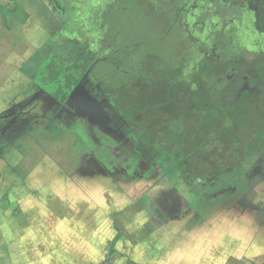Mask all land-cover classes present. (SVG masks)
Returning <instances> with one entry per match:
<instances>
[{"label":"rangeland","instance_id":"374dc122","mask_svg":"<svg viewBox=\"0 0 264 264\" xmlns=\"http://www.w3.org/2000/svg\"><path fill=\"white\" fill-rule=\"evenodd\" d=\"M77 1L80 19L70 27H81L82 31L79 33L69 27L66 31L90 40L97 46L95 52L102 60L94 63L65 106H71L76 98L78 101L88 98L99 112L85 117L87 119L76 120L77 114L59 110L58 107L64 106L53 98V114L41 113L63 119L66 130L71 131V138L78 144L77 151L82 150L81 156L73 160L77 166L90 159L92 150L99 156L108 155L102 146L97 151L86 140L84 128H91L90 121L100 118L103 126L109 123L105 126L107 132L120 136L109 143L115 158L108 166L127 162L128 156L131 161L130 155H134L140 160L139 172L133 169V161L117 167L112 174L115 181L108 184L112 189L95 188V181H84L86 177L76 175L81 180L78 186L68 183L71 185L67 193L56 194L44 206L41 198L36 197L37 203L26 207L29 201L16 195L14 204L19 202L24 212L32 209L34 217L30 221H12L13 199L8 182L14 178L11 172L1 171L0 264H74L75 260H81L80 264H102L109 258L105 239L111 237L112 232L114 238H119L110 242L109 250L112 247L117 253L110 258L112 264H264V83L261 81L264 80V14L260 19L254 14H246L239 28L227 26L226 32L195 27L189 19L191 28L187 31L181 25L183 14H180L179 23L171 21L181 5L191 4L188 0H82L87 1L86 5ZM261 1L256 0L255 5ZM83 9L90 10L91 31L87 29L90 24H86L88 12L82 17ZM197 15L194 13L193 21ZM209 31L210 36L215 34L214 38L209 39ZM60 44V48H55L67 55L75 45L66 38ZM47 49L51 50V47ZM204 52L209 56H204ZM33 57L26 68L31 75L47 58ZM223 60L225 67L220 62ZM232 70L248 76L251 88L262 85L260 91L251 92L257 102L244 94L239 96V88L234 83L228 87L224 83L215 85L218 78ZM232 87L236 91H227ZM90 101H86L87 106ZM46 103L49 100H43V104ZM125 108L138 112L125 116ZM201 109L205 116L197 117L200 114L197 111ZM231 112L236 115L237 149L227 152L228 145L223 142L220 149L217 146L218 149L213 150L214 141L209 145L202 137L203 148L195 150L201 134L195 125H202L211 132L235 128L234 120L228 116ZM34 113L38 112L32 113L33 118H37ZM121 118L122 124L118 125ZM111 119L114 120L112 124ZM25 137L23 134L22 138ZM23 142L28 146L27 141ZM249 142L252 144L251 155L245 152L249 150ZM137 144L139 148L135 149ZM166 153L171 159L164 168L169 169L177 155L185 153L190 165L199 166V171L198 168L189 170L192 178L216 180L218 185L208 194H198L186 182L181 183L179 191L187 199L188 206L175 209L171 213L175 217L169 222L158 215L154 196L158 191H170L171 195L177 186L157 165L154 167L156 173L148 174L150 164L143 162L141 157L149 154L157 160ZM242 153L245 159L249 156L253 162L241 161ZM232 157L235 160L230 162ZM30 160L34 162L30 163ZM42 160L43 157L37 154L22 158L18 163L22 167H17L22 168L20 175L28 172L23 168H33ZM53 170L51 173H57L58 168ZM51 173L46 168L34 179L39 175L43 180L51 181ZM67 175L71 178L68 179L76 180L74 171ZM123 187L124 196H120L118 192ZM31 191L35 193V190ZM119 201H122L121 206ZM57 203L65 208L60 214L53 209ZM126 205L127 209H122ZM75 243L92 245L94 251L73 253Z\"/></svg>","mask_w":264,"mask_h":264},{"label":"crops","instance_id":"0c3cea01","mask_svg":"<svg viewBox=\"0 0 264 264\" xmlns=\"http://www.w3.org/2000/svg\"><path fill=\"white\" fill-rule=\"evenodd\" d=\"M29 1L31 0H0V172L9 171L11 172V177L13 176L14 178L8 182L10 185V198L13 199V211L10 212V219L12 221H30L33 220L34 217L32 209L29 208L27 212H24L19 202L16 205L14 204L16 195L29 201L28 205L27 203L25 204L26 207L30 204L37 203L38 200L36 197L41 198L42 206H44L48 204L50 198L55 197L56 194L59 196L63 193H67L71 185L68 183L73 182L74 186H78V182L81 180H78L76 175H78L79 178L83 176L86 177L84 181H95L93 182L95 184L97 183L95 188L104 186V188L109 189L111 187H109L110 185L108 184H112L115 181V179L112 178V174L114 173L113 170H116L117 167H123L120 164L116 167H109L108 163L110 162H107L103 156H99L94 150L89 152L91 153L90 159L85 160L77 166L73 160L81 156L82 150L79 148L80 153L79 150L77 151L78 144L71 138V131L66 130V124L63 119L59 116L54 118L52 115H42L41 111L44 113L47 111V114L50 112L53 114L52 110L55 108V101L53 97L48 95L34 83V75L28 74L26 68L29 66L28 62L31 61L33 56H48L49 49H44V46L46 43L50 42L49 37L54 22L48 21L50 20L52 12L45 0H32L31 3H29ZM45 18L49 19L46 20ZM33 60L34 57L32 58V61ZM43 100H49V103L44 105ZM87 101L90 100L87 98ZM90 102L89 106H87V102H85L81 107H78V99L76 98L71 106L66 107L65 105L68 104V102H66L63 104L64 107L60 106L58 108L63 112L65 110L74 112V116L77 114L76 120L80 117L89 118L93 113L96 114L99 112H96L95 103ZM72 105H74V107ZM33 112H38L34 113L37 118H33ZM20 119L23 121L22 123H18ZM113 119H111L110 124L114 123ZM122 119L123 118L120 119L118 125L122 124ZM91 120L94 121L93 118ZM99 120L100 118L94 122L90 121L91 124L89 125L91 128H89V126L84 128L87 134L86 140L91 142V147L97 151L98 148L102 146L108 153L106 156H109L113 160L115 156L109 149L113 146L109 143H113L112 140L119 139L120 136L110 131L107 132V127L105 126H108L109 123L107 122L108 124L103 126L100 124ZM18 126L21 128L18 129ZM94 130L97 132H93ZM23 134H26L25 138H22ZM24 140L27 141L28 146L24 145ZM86 140H84V144ZM103 141H105L106 144L102 145ZM138 148L139 146L137 145L135 149ZM35 154L41 155L43 160L37 161V165L33 168L31 166L26 167L27 169L23 168L29 173H25L24 176L20 175L22 174L20 172L22 168L17 169V167L22 166L18 163H21L22 158H32ZM98 158H100V161ZM126 158H129V156ZM29 162L33 163L34 161L30 160ZM127 164H129V162ZM54 167L58 168L57 173H51L55 171L53 170ZM46 168L49 169L51 173L50 179L53 182L51 183L50 180L45 181L39 175L35 180L34 176L44 173V169ZM70 171H74V178H76V180H70L71 178L67 175ZM181 183L182 182H179L177 185L178 194H181L179 191V185ZM74 189H76V187H74ZM31 190H35V193ZM124 192L123 187L122 191L119 190L118 193L120 196H124ZM161 192L163 191H158L157 194ZM77 197L78 201L81 202V197H79V195ZM182 197L186 199L183 195ZM121 204L122 201L121 203L119 201L118 205L121 206ZM127 207L128 205L124 206L122 209L126 210ZM53 209L57 210V214H60V210L62 209L65 211V208H62L60 205L58 206V203L55 204ZM18 211L20 214L17 213ZM158 215L162 218H167L160 214ZM172 217L175 216L171 215L170 218L166 219L168 220L167 222H169V220L171 221ZM112 235L105 239V244L107 242L105 249H107L108 254L111 245L110 242L114 239ZM82 246L80 243L73 244V253L94 251L92 245L89 247H87V245ZM1 249L2 246L0 245V252ZM186 260L187 258L185 261ZM76 263L80 264L81 260L78 262L75 260L74 264Z\"/></svg>","mask_w":264,"mask_h":264},{"label":"trees","instance_id":"16d2710c","mask_svg":"<svg viewBox=\"0 0 264 264\" xmlns=\"http://www.w3.org/2000/svg\"><path fill=\"white\" fill-rule=\"evenodd\" d=\"M68 1H71V3H68ZM45 2L49 5V8L51 10V16L50 20L49 18H45L48 21L54 22L53 28H51V35L49 37L48 43L45 44V47L47 48L51 47V50H48V56L45 58L41 63L39 68L37 69V72L33 76V81L35 84L44 90L48 95L52 96L55 100H57L59 103L65 104L66 101L74 95L76 88L79 84V82L82 81L85 75L89 74L92 67L94 66V63L96 61L102 60L98 58L97 53L95 50L97 49V46L91 43V41L87 40L86 38H82L78 33L66 31V27H69V29L77 30V32H81V27L76 28L75 26L70 27L75 20L80 19L79 16V9H77V0H45ZM81 2H83L81 0ZM87 1L83 2L82 5H86ZM70 5L71 7L67 6ZM73 5V6H72ZM87 8L84 6V9ZM81 11L82 17L83 14L88 12V21L86 24H90V10ZM87 20V19H86ZM92 24H90V28H87L91 31ZM82 29H84V26H82ZM70 39L71 43H75V45L72 47V51L70 54H65L63 52H60L59 49L55 46H58L60 48V42L63 41V39ZM85 39V40H84ZM78 99V98H77ZM77 101V100H76ZM87 101V98H81L78 101V107H81L85 102ZM257 102V101H255ZM128 108H125V116L127 113H135L138 111H126ZM203 109L197 111L200 114L197 115V117L205 116ZM196 112V113H197ZM231 115V116H230ZM228 116H230L234 120V127H235V113H230ZM155 117V116H154ZM197 124V122H195ZM156 123L153 125L155 127ZM195 125V124H194ZM199 129L201 134L199 135L198 144L195 147V150H201L204 146L202 143V137L205 140L206 144H209L211 141H214L215 146L213 147V150L218 149L217 146H219V149L223 145L222 143L225 142L228 146H226L227 152H232L234 149H237L236 146L238 144V132L237 127L232 128H224L222 130H215V132L208 131V129H205L202 125L198 126L195 125V128ZM153 127V128H154ZM155 129V128H154ZM180 130V129H178ZM208 133V135L206 134ZM131 135V134H130ZM129 135V136H130ZM135 139V137H134ZM146 142V141H145ZM150 142V141H149ZM138 145V144H137ZM210 145V144H209ZM248 149L245 150V152L249 155L250 154V147H252V144L249 142ZM251 145V146H250ZM139 146V145H138ZM146 147V146H145ZM144 147V148H145ZM224 147V146H223ZM213 152V151H212ZM235 153V152H234ZM237 153V152H236ZM235 155V154H234ZM233 155V156H234ZM245 155V154H244ZM251 155V154H250ZM262 158L264 157V152L262 153ZM167 156V157H166ZM236 156V155H235ZM106 157V158H105ZM109 156H104L105 160L107 162H110L112 160ZM133 160L127 159L128 163L132 164L133 169H135L136 172H139V166H140V160L136 156H130ZM143 162L146 164H150L149 173L150 175H154L156 173V168H154L156 165L164 169L165 176H168L170 180H176L178 185V182L185 180L186 176L190 174L191 168H198L199 166H193L190 165L188 157L184 154L177 155V160L175 161L174 165L170 166L168 168H164L167 160L170 162V157H168L167 153L166 155H162L160 158H157L155 160L151 155L147 154L146 156H142ZM228 157V156H227ZM226 157V158H227ZM246 157V156H245ZM243 157V153L240 154V160L244 161V163L251 158L248 156V158L245 159ZM231 159V158H229ZM245 159V160H244ZM261 159V158H260ZM235 160V159H234ZM233 157L230 162H233ZM264 160V158H263ZM253 162V160L250 161V163ZM120 165H123L124 163H119ZM249 164V163H248ZM250 167V165H249ZM199 171V168H198ZM233 189V188H232ZM211 191V190H210ZM169 193V195H167ZM176 194V195H175ZM155 204L156 209L158 211V214L170 218L171 213L176 209L181 210L184 208L185 205L188 204V202L183 199V197L176 192L171 193L170 191L161 192L159 194H155ZM177 214V213H176ZM175 214V215H176ZM119 238L116 236L114 238V242L117 241ZM117 253L115 250L111 247L108 254V259H106L102 264H112L111 257L116 255Z\"/></svg>","mask_w":264,"mask_h":264},{"label":"flooded vegetation","instance_id":"af4514ba","mask_svg":"<svg viewBox=\"0 0 264 264\" xmlns=\"http://www.w3.org/2000/svg\"><path fill=\"white\" fill-rule=\"evenodd\" d=\"M136 1L138 2V0ZM188 1L191 4L181 5L178 10V13L174 17L173 21H171L173 24L179 23L180 14H183L184 22L180 24L183 25V28L187 29V31L188 28H191L189 27V19H192L190 20V22L192 21L195 27H202V28L211 27L210 29L212 30L223 29L224 32H226L228 30L227 26H231L233 28H239L240 25L243 24L242 19L246 14H254L255 17L256 18L258 17L259 19L262 18L260 16L264 14V0H262L260 4H258V6L255 5L256 0H188ZM189 6L190 8H188ZM237 7H240V9L238 10ZM194 13L198 14L197 15L198 19L194 17L195 21H193ZM255 20L259 21L258 19ZM210 33L211 32L209 31L208 33L209 35H207L209 36V39L212 37L214 38L215 34L210 36ZM216 38H218V36L215 37V39ZM203 55L209 56L208 52H204ZM217 56H224V55L217 54ZM220 62L221 65L223 66L226 65V62L224 60ZM256 77L258 76L256 75ZM261 81L262 83H264V80ZM222 83H224L227 87L232 83H234L235 87L239 88L238 90V92L240 93L239 96H242L244 94L246 95V97L254 101H257V99H253L255 95L251 92H253L254 90L260 91L262 86L261 84H256L253 86V88H251L248 84V76H242L236 70H232L226 73L224 76L218 78L215 85H219ZM233 90L236 91V89L233 87L231 89L228 88L227 91L233 92ZM125 165H127V163L124 162L122 166ZM171 181H173L175 185L177 184L176 180L172 179ZM180 182L182 183L186 182L192 188V190L198 194H204V193L208 194L210 190L218 186L216 180L205 181L200 177L192 178L190 174L186 176L185 180H182ZM228 188H233V187H228Z\"/></svg>","mask_w":264,"mask_h":264}]
</instances>
